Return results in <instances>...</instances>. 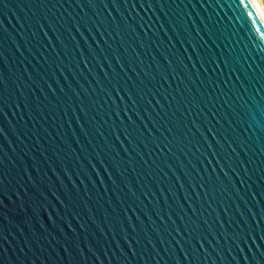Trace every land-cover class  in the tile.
<instances>
[{"label": "water", "instance_id": "1", "mask_svg": "<svg viewBox=\"0 0 264 264\" xmlns=\"http://www.w3.org/2000/svg\"><path fill=\"white\" fill-rule=\"evenodd\" d=\"M0 264H264L251 0H0Z\"/></svg>", "mask_w": 264, "mask_h": 264}, {"label": "bare ground", "instance_id": "2", "mask_svg": "<svg viewBox=\"0 0 264 264\" xmlns=\"http://www.w3.org/2000/svg\"><path fill=\"white\" fill-rule=\"evenodd\" d=\"M252 1V4L258 14V16L260 17L263 25H264V12L262 10V8L260 7V5L258 4V2L256 0H251Z\"/></svg>", "mask_w": 264, "mask_h": 264}, {"label": "rangeland", "instance_id": "3", "mask_svg": "<svg viewBox=\"0 0 264 264\" xmlns=\"http://www.w3.org/2000/svg\"><path fill=\"white\" fill-rule=\"evenodd\" d=\"M264 12V0H256Z\"/></svg>", "mask_w": 264, "mask_h": 264}]
</instances>
